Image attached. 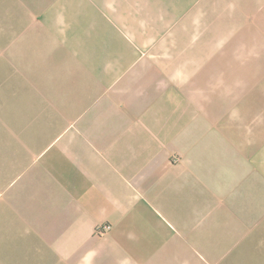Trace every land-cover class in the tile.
<instances>
[{
	"label": "crops",
	"instance_id": "obj_1",
	"mask_svg": "<svg viewBox=\"0 0 264 264\" xmlns=\"http://www.w3.org/2000/svg\"><path fill=\"white\" fill-rule=\"evenodd\" d=\"M0 264H264V0H0Z\"/></svg>",
	"mask_w": 264,
	"mask_h": 264
},
{
	"label": "built area",
	"instance_id": "obj_2",
	"mask_svg": "<svg viewBox=\"0 0 264 264\" xmlns=\"http://www.w3.org/2000/svg\"><path fill=\"white\" fill-rule=\"evenodd\" d=\"M109 229V227H107V230Z\"/></svg>",
	"mask_w": 264,
	"mask_h": 264
}]
</instances>
